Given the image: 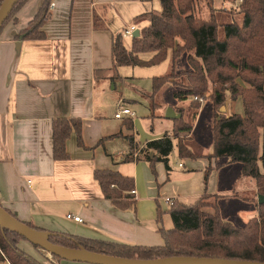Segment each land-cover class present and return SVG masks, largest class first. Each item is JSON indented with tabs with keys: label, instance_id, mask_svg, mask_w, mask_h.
<instances>
[{
	"label": "crops",
	"instance_id": "1",
	"mask_svg": "<svg viewBox=\"0 0 264 264\" xmlns=\"http://www.w3.org/2000/svg\"><path fill=\"white\" fill-rule=\"evenodd\" d=\"M44 8L47 12L42 25L44 38L20 39L18 35ZM160 9L159 0H27L15 20L4 27L0 33V205L15 218L45 231L155 246L163 243L159 228L172 227L169 213L158 202L160 190L165 205H168L166 197L192 203L204 191L218 194L221 216L231 224L236 219L243 226L256 214L255 180L241 174L239 162L217 166L224 159L207 157L211 150L196 152L189 148L194 124L184 142L199 158L179 157L177 149L176 155L184 163L169 164L173 147L167 164L157 161L150 171L145 160L117 161L114 153L106 154L111 158L101 154V148L106 153L107 144L115 141L124 144L122 151L129 150L125 138L128 136L133 146L140 147L164 134H174L172 122L163 133L140 142L131 119L132 128L128 129L129 118L114 117L119 105L131 109L137 101L113 94L116 87L109 77L95 75L97 70L110 74L113 38L118 34L126 37L123 31L131 25L140 34V28L149 22L135 24L134 19ZM95 16L103 20L104 27H94ZM151 67L120 66V79L115 83L134 82L140 71L151 78L152 85V77L158 75ZM151 91L138 90L141 98L149 99ZM170 94L173 95L172 91ZM234 104L235 101H226L225 114L235 113ZM211 109L213 120V105ZM56 118L81 120L82 145L77 144L72 132L66 141L69 157L65 160L52 157V121ZM173 136L172 143L177 144ZM208 167L212 169L205 184ZM94 169H115L132 177L134 208L119 209L106 199L94 179ZM225 202L234 204L233 211L237 213L228 212L225 216ZM158 207L163 212L160 218ZM67 214L78 215L82 221L68 219ZM18 245L42 264H92L48 258L25 239ZM0 264L10 263L4 259Z\"/></svg>",
	"mask_w": 264,
	"mask_h": 264
},
{
	"label": "trees",
	"instance_id": "2",
	"mask_svg": "<svg viewBox=\"0 0 264 264\" xmlns=\"http://www.w3.org/2000/svg\"><path fill=\"white\" fill-rule=\"evenodd\" d=\"M2 1L0 0V5ZM26 1L18 0L13 6L0 26V33L11 18L15 20L16 13ZM159 2L160 10H151L134 19L135 24L143 20H148L149 24L140 28L137 37H131L130 48L124 46L121 34L113 38L110 74L97 70L96 77L105 74L115 83L120 79V66H154L169 56L168 71L152 77V91L149 94L152 99L169 81L177 58L182 53L189 52L187 62L190 68L180 73L182 79L177 83L178 88L173 92V97L178 101H185L194 96L204 98L206 92L210 91L207 97L216 113L211 130L212 150L207 157L224 159L217 166L241 163V174L255 180L256 195H264V0L240 1L241 24L235 21L220 23L215 15L217 8H213L214 12L211 11L207 19L200 17V0ZM209 3L212 5L213 0H209ZM42 10L36 13L29 26L18 37L22 40L44 38L42 25L47 19V12L45 8ZM94 27H104L103 20L99 21L95 16ZM220 28L223 31L222 37L219 36ZM147 52L151 53V56L143 59L141 54ZM209 83L211 87L208 89ZM237 98L242 101V116L217 111L224 101H234ZM190 103L191 118L194 121L201 104L197 100H191ZM157 105L152 99L150 108L154 109ZM180 114L178 120H173L174 129L177 133H189L193 121L186 125L184 113ZM127 127L132 128L130 119L127 121ZM72 132L76 135L77 144L82 145L79 118H56L52 121V157L55 160H65L69 157L66 141ZM171 137L164 134L160 138L147 141L136 160H145L152 168L157 161L167 164V157L173 147ZM125 138L132 149L131 136ZM101 141L102 139L98 144ZM177 148L179 157H199L186 146L183 138L177 140ZM130 160L132 159L129 157L124 159ZM211 169H205V184ZM93 175L103 196L114 206L119 209L134 208L135 198L130 193L134 189L132 177L122 175L115 169H94ZM218 197V194L204 191L192 203L178 200L169 203L167 212L171 217L172 227L159 228L163 243L155 246L132 245L45 231L30 223L26 224L46 232V238L54 244L124 258L197 256L264 262V202L259 204L255 201L256 214L239 227L223 220ZM206 198L214 200L208 202L204 200ZM162 213L158 207V218ZM23 239L25 238L18 233L0 226V260L6 259L10 264H42L19 247L18 242ZM33 246L46 252L37 245ZM51 257L61 260L53 254Z\"/></svg>",
	"mask_w": 264,
	"mask_h": 264
},
{
	"label": "rangeland",
	"instance_id": "3",
	"mask_svg": "<svg viewBox=\"0 0 264 264\" xmlns=\"http://www.w3.org/2000/svg\"><path fill=\"white\" fill-rule=\"evenodd\" d=\"M239 3L240 1L236 0V1H232V0H213V4L211 5V3H209V0H200V9H201V13H199L200 17H203L205 19L208 18L209 14L211 11L214 12L213 8H217V10H215V15L217 20L220 23H228V22H232L235 21L238 24H241L242 22V13L239 12ZM13 21V19L11 18V20L8 22V24ZM219 36L222 37L223 36V31L220 28L219 31ZM123 44L126 48H130L131 46V41L132 38L131 36H126L124 38H122ZM187 54H189V52H184L182 53L179 58H177L176 62H175V67H174V72L171 75L168 83L171 84H164L160 90L158 92L155 93L154 97L152 98L156 104H158L156 108L151 109L149 107L148 104L152 99L147 98L146 96H143V98H141V94H139L138 90L140 89H147V91H151L152 89V85H151V78L148 75L143 74L142 72L139 71L138 74V79H136L134 82H122L120 80V82H116L113 83L114 86L116 87L114 91V93H119L120 95H122L125 99H130L131 101H137L136 103L132 104L131 109L134 111V115L132 116L131 120L133 121V130L134 133H136V137L138 140H140V142H142L143 140L147 139L148 136H152V135H158L163 133L165 130L169 129L170 126L172 125L171 119H166L163 117L165 110L168 106H172L177 112H183V119L185 124H190L192 120L191 118V100H195L193 99V97L188 98L187 100H185V102H180L178 104V102L176 103V100H174L175 98L173 97V95L171 96L170 91H172V93L178 88V84L180 83L182 77H181V72H183L186 69H189V64L187 62ZM191 54V53H190ZM151 56V53H143L141 54V57L143 59H148ZM169 58L167 57L163 62H161L160 64L154 65V66H150L151 69L153 71H155L154 73H156L155 75L159 74H164L168 71V66H169ZM147 69V67H144ZM139 70V69H138ZM123 81L124 78H123ZM238 82H240L238 80ZM178 83V84H177ZM167 85V86H166ZM209 87L208 89L211 87V84H208ZM150 93V92H149ZM210 91L208 90L206 92V97H198L199 99H197L198 102H200L201 104V108H203V110H201L200 112H198V117L196 120L193 121L194 124V128H193V133H192V138L191 141L188 142L189 148L191 147V149L193 151L196 152H204V151H208V150H212V146H210L211 143V130H212V109H211V101L209 99V97H207L209 95ZM115 96L113 95V98ZM200 99H202V101H200ZM234 104V112L239 114V115H243V105H242V101L240 98H237ZM229 102H231L229 100ZM197 103V102H194ZM199 108V110L201 109ZM218 109V108H217ZM215 108L213 107V112L214 114L215 112ZM154 113V114H153ZM160 113V114H159ZM153 114V115H152ZM161 115L162 117L158 116ZM156 115V116H154ZM123 118H129L126 116H123ZM122 118V120H123ZM214 119V117H213ZM211 125V127H210ZM178 133L175 131L174 129V136L176 137L177 140L180 138H183L185 141V136L188 133H180L181 135H177ZM185 143V142H184ZM124 144H120V142L115 141L111 144H107L106 146V153L105 151H103V149L101 148V154L103 156H106L108 158H111V156L114 153L115 159L117 161H120V156H117V151L120 150L122 151L124 149L123 147ZM144 145L140 146L139 145H135L133 147H137V148H143ZM177 144L173 143V151L171 152V154L169 155V164L173 165L177 162H181L184 163L183 160H180L177 155H176V151H177ZM119 152V151H118ZM123 152V151H122ZM109 154V155H106ZM199 158V157H198ZM156 164V163H155ZM148 166V170L150 168L149 164H146ZM128 167V166H127ZM151 169V168H150ZM150 171V170H149ZM163 196L162 190H160L159 192V200L158 202L160 203V207L162 210H165V212H167V210L169 209L168 205H165L163 203V200L161 199ZM161 197V198H160ZM205 201L208 202H212L214 199L213 198H206L204 199ZM254 201H256L254 199ZM225 202V206H224V210H223V214L226 216L227 213H237L234 208V204H232L231 202L227 203ZM167 207V208H166ZM232 223L235 226H239L241 224V220H236V219H232ZM20 242V241H19ZM39 250V249H38ZM42 252V251H41ZM43 254H47L48 258H51V255H49L47 252H43ZM53 258V257H52Z\"/></svg>",
	"mask_w": 264,
	"mask_h": 264
},
{
	"label": "water",
	"instance_id": "4",
	"mask_svg": "<svg viewBox=\"0 0 264 264\" xmlns=\"http://www.w3.org/2000/svg\"><path fill=\"white\" fill-rule=\"evenodd\" d=\"M18 0H3L0 5V26L3 24L13 6ZM139 35V29H135L132 37ZM21 39V37H19ZM219 113H226V101H224L217 109ZM164 117L166 119L178 120L181 114L168 106L165 110ZM264 202V195H257V203ZM0 226L6 227L22 237L33 245L39 246L48 254H53L61 259L86 262L92 264H264V262L237 260L218 257H197V256H174V257H158L151 259H131L118 256L97 253L84 249L68 248L54 244L46 238V232L28 226L26 223L18 220L7 212L0 205Z\"/></svg>",
	"mask_w": 264,
	"mask_h": 264
},
{
	"label": "built area",
	"instance_id": "5",
	"mask_svg": "<svg viewBox=\"0 0 264 264\" xmlns=\"http://www.w3.org/2000/svg\"><path fill=\"white\" fill-rule=\"evenodd\" d=\"M238 1H241V0H238ZM51 5H53V4H51ZM135 29H136V27L134 25H131L130 27L124 29L123 36H131L132 37V34H133ZM193 99L197 100L199 98L194 96ZM200 101H202V99H200ZM133 115H134V112L130 108H128L124 105H119L116 109V112L114 113V117L117 119H121V118H123V116L129 117V119H131ZM140 149L141 148L133 147L132 149H129V150H126L123 152L119 151V152H117V156H120V158H123V159H125L126 157L127 158L129 157L132 160H136ZM179 166H181V164H179ZM130 193L133 194V196H134L135 190L132 189L130 191ZM165 201L169 204L173 201V199L166 197ZM66 218L72 219L75 222H81L82 221V218L80 216L73 215V214H67Z\"/></svg>",
	"mask_w": 264,
	"mask_h": 264
}]
</instances>
